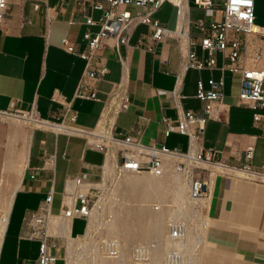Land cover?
<instances>
[{
  "label": "crops",
  "instance_id": "0c3cea01",
  "mask_svg": "<svg viewBox=\"0 0 264 264\" xmlns=\"http://www.w3.org/2000/svg\"><path fill=\"white\" fill-rule=\"evenodd\" d=\"M95 2L108 7L106 0L80 3L76 0H9L10 15L0 25V111L14 113L34 109L53 124L63 123L87 133L95 132L106 115L104 137L132 135L139 137L144 145L165 146L187 153L191 150L188 137L176 132L166 136L162 119L167 117L175 122L187 111H199L202 104L196 98L198 83L202 81L209 88L211 78L221 79L219 70L186 69L185 62L191 51L206 57L200 48L201 36L194 21H221L222 8L198 9L194 0H187L180 15L176 6L165 3L154 14V19L170 30L183 27L186 34H182L181 39L157 44L152 52L140 45L142 35L148 32L145 25L136 28L128 45L116 46L110 40V46L101 51L108 73L99 84V100L94 101L75 98L84 75L85 61L67 53L62 41L69 38L78 51L86 48L84 34L98 33L103 16V11L93 7ZM36 3L40 5L38 10L34 9ZM194 11L200 15L195 19ZM86 17H91L95 25L86 24ZM218 63L222 64L221 57H218ZM224 81L227 119L206 123L201 149H213L217 152L216 160L238 167L245 163L246 151L251 148L254 167L264 168V131L254 125L252 108L237 105L240 76L227 72ZM120 90L127 101L126 108L119 105ZM63 102H72L66 116ZM110 105L111 112L107 109ZM2 118L0 149L3 140L7 144L4 152L0 150V180L4 176L10 133L29 130L31 136L22 174L15 172L14 185L11 178L5 181L7 187L15 186V193L0 251V264H28L37 259L39 243L21 238L25 232L24 219L40 208L51 191L52 211L57 203L58 211L53 213L58 214L69 195V181L74 177L93 181L101 174L106 157L103 151L91 145L94 144L89 139L91 134L84 137L26 125L18 128L11 123L17 117L3 115ZM135 131H140V135ZM22 148L23 142L15 141V159L22 155ZM240 184H247L250 190L232 199L237 206V218L264 231V195L257 192L264 190V186L246 181ZM15 215L20 218L16 227ZM75 220L71 223L72 236ZM63 252L61 250L59 254L62 256Z\"/></svg>",
  "mask_w": 264,
  "mask_h": 264
},
{
  "label": "built area",
  "instance_id": "2783aa9c",
  "mask_svg": "<svg viewBox=\"0 0 264 264\" xmlns=\"http://www.w3.org/2000/svg\"><path fill=\"white\" fill-rule=\"evenodd\" d=\"M76 1L80 3L85 0ZM106 1L108 3L107 8L98 2L94 3L95 9L103 11L99 23L100 30L98 33L86 32L84 34L83 39L86 48L83 51H78L76 44L72 43L69 38L62 41V47L67 53L78 55L85 61L84 75L75 94L76 99L99 100L98 87L108 73L106 61L101 51L110 46V40H113L116 46L128 45L136 28L145 25L148 27V32L142 35L140 45L144 46L145 50L152 52L157 44L181 39L182 34H186L183 27L170 30L154 19V14L165 3L176 6L181 15L182 7L172 0ZM194 4L198 9L203 10L221 7L223 17L218 22L204 19L194 21V27L201 36L200 48L206 57H199L195 51L189 52L185 68H193L199 71L219 70L222 77L218 81L211 78L208 81L209 88L200 81L196 98L202 104V108L199 111H187L175 122L164 117L162 119L166 126L164 134L168 136L170 133L176 132L186 135L189 145L192 147L193 143L201 144L208 121H226L228 106L224 102L223 90L225 86L224 77L227 72L240 76L241 90L237 97V105L252 108L254 110V125L264 131V28L255 23V0H194ZM39 8L38 3L34 4L35 10ZM9 15V0H0V25L7 21ZM86 24L95 25V22L91 17H86ZM218 57H221L222 64L218 63ZM120 93L119 105L126 108L127 101L121 90ZM62 105L65 108L64 116H66L71 111L72 102H63ZM0 115L26 119L31 125L34 124L42 129L52 124L61 129H69L72 131L70 134L84 137L92 134L65 126L63 123L53 124L40 117L34 109L30 112L14 113L0 111ZM72 119L75 120V116ZM135 132L138 136L140 135V131ZM104 140L108 143L90 144L103 151L106 159L111 157L116 164L118 174H142L153 169H156L157 174H160L163 164L160 154L186 155L190 151L182 153L178 150L167 149L165 146L144 145L139 137L132 135L114 136L109 134ZM253 152L251 148L247 150L245 163L238 167L230 166L222 160H216L217 152L213 149L207 151L201 149L198 160L217 165L223 169H239L251 173L254 181L264 185V168L254 167ZM143 158L145 160H142ZM71 180H74L75 187L71 194L70 205L63 202L59 213L54 214L52 211L53 191H51L40 208L24 219L25 232L21 238L39 243L37 259L28 264H56L58 260L65 261L63 255L59 254L61 250L65 251V246L62 243L63 238L49 230L53 217L59 216L71 223L75 219H82L87 224L95 204L96 189L91 187L86 194L82 193L83 185L90 181H84L80 177H74ZM191 186V194L194 198L207 197L208 190L205 182L196 178L191 181ZM3 220L0 213V225ZM170 231L173 238L179 239L183 233V226L180 223H174L171 225ZM4 236L1 238L0 233V251Z\"/></svg>",
  "mask_w": 264,
  "mask_h": 264
},
{
  "label": "bare ground",
  "instance_id": "6f19581e",
  "mask_svg": "<svg viewBox=\"0 0 264 264\" xmlns=\"http://www.w3.org/2000/svg\"><path fill=\"white\" fill-rule=\"evenodd\" d=\"M172 1L183 8L184 2L185 5L187 4V0ZM111 105L107 108L110 112ZM1 118L2 115H0ZM106 121L105 115L100 127L89 135L92 143H108L104 140L107 137H104V124ZM11 123L18 128L26 124L31 125L26 119L20 118H15ZM32 126V128L37 127L34 124ZM45 129L62 131L69 134L72 133L69 129H61L59 126L52 124L45 126ZM30 136L31 131L29 130H23L22 132L14 130L9 136L4 176L0 180V213L4 219L0 225L1 238L6 231L12 199L15 193V188H13L15 186H12V188L7 187L5 181L7 180L8 182V179L11 178L10 181L13 182L12 178L16 176L15 172L18 175L22 174L26 166L27 153H25V150L27 151ZM18 140L23 142L22 155L20 158L15 159V151H17L15 149V141ZM200 149L201 144L193 143L191 150L186 155L160 154L159 156L163 162L162 172L160 174H157L158 171L156 169L142 174H118L115 162L111 157H107L101 171L102 182H87L83 185L82 193L86 194L91 187L100 188L105 191L110 182H113V180L116 181L115 188L107 194L106 198H101V204L100 202L97 204L103 207L111 205L109 208L117 204L118 209L114 210L112 214L113 220L107 224L105 223L107 232L105 236L107 238L104 241L107 248L105 247L106 249L104 250L106 252H115L118 256H107L103 254L104 252H101L102 250L97 248L99 244L96 246L95 235L99 227L97 221L99 210L97 205L91 211L85 233L82 236L75 237L71 235L70 221L59 216L53 217L49 230L64 239L66 246V264H72V262L74 263L75 260H78L76 257H80L78 255L80 250L89 253V260L92 264L106 263L109 261H112L113 264H166L168 261H172L173 263L170 262L171 264H186L188 260H191L190 264H264L263 231L255 225L246 224L240 218H237V206L232 201L233 198L241 197L243 193L249 192L250 187L247 184L240 183H243L245 179L253 180V175L239 169H223L217 165L200 161L198 160ZM114 153L116 154L115 150ZM182 163L187 166L206 168L215 172L210 179L209 189L211 195L207 199L194 198L191 195V183L180 172V165ZM14 182L12 185L15 184ZM74 187V180H70L68 185L69 195L66 200V204L68 205L71 204V194L74 192ZM254 190L256 189L254 188ZM257 192L264 195V190H257ZM155 198L164 203L170 198L172 203L162 205L156 211L152 209V201ZM118 199L119 204L117 203ZM120 201L122 203L129 201L131 205L124 207ZM197 204L209 210L208 215L205 216V220L208 223L206 225L207 231L203 234H198L200 228L196 221L199 215L195 209V205ZM183 218H187L189 222L183 226L181 237L176 239L171 234L167 236L165 228L167 222H179ZM152 235L160 239V241H163L162 238L164 237V244H151L152 242L149 240L152 238ZM133 240L143 242V244H138L139 246L136 248L138 249V253L135 256L139 259L137 262L131 259L129 255L127 256V253L124 254L127 251V242ZM202 243H205L206 246L204 247L203 253L197 255L196 248ZM142 251L145 252L144 255L140 254ZM145 257H148L147 261L142 260ZM77 264L82 263L78 260Z\"/></svg>",
  "mask_w": 264,
  "mask_h": 264
},
{
  "label": "rangeland",
  "instance_id": "374dc122",
  "mask_svg": "<svg viewBox=\"0 0 264 264\" xmlns=\"http://www.w3.org/2000/svg\"><path fill=\"white\" fill-rule=\"evenodd\" d=\"M191 2H193V0H191ZM198 16H200L196 11H194L193 12V18L195 19V18H197ZM255 23L257 24V25H259L260 27H262V28H264V0H255ZM1 121H4V119H0V122ZM26 126L27 127H29V128H32L33 126L32 125H29V124H26ZM2 144V147H1V151L2 152H4L5 151V149H6V147H5V145L7 144V141H5V140H3V142L1 143ZM142 160H145V158H143ZM180 172L183 174V177L187 180V181H189V183H191V181L193 180V179H200L201 181H203V182H205L206 183V185H207V190H208V192H207V197H204L205 199H207L211 194H210V179L212 178V175H214V171H212V170H209V169H206V168H201V167H191V166H187L186 164H184V163H182L181 165H180ZM101 175H102V173L96 178V179H94L93 180V182H102V177H101ZM190 179V180H189ZM91 181V180H90ZM245 181H250L252 184H255V185H257V186H261V187H263L264 185L263 184H261V183H258V182H256V181H254V180H248V179H245ZM115 185H116V181L115 180H113V182H110L109 183V185H108V187H107V189L104 191V190H102V189H100V188H95L96 189V191H95V193H96V198H95V204H94V207L95 206H97L98 204L97 203H99L100 202V200H101V202H102V199L101 198H106L107 197V194H109L110 192H111V190L113 189V188H115ZM192 195V194H191ZM203 198V199H204ZM160 201L161 200H159V199H157V198H155V199H153V201H152V209H155L156 211L159 209V208H161L162 207V205H165V204H171L172 202H171V199L170 198H168L167 200H166V202L164 203V202H162L161 201V203H160ZM101 202H100V204H101ZM119 202V199H118V201H117V203ZM121 202V205L122 206H124V207H128L129 205H131V202H129V201H124L123 203H122V201H120ZM98 205V216H97V221H98V224H99V227H98V231H97V233H96V235H95V237H96V246L98 245V249L99 250H102L101 252L103 253V254H105V255H107V256H111V257H117L118 255H116L115 254V252H111V251H107L106 252V250H104V249H106L107 247H106V245H105V241L104 240H106V238H107V236H105L106 234H107V232H106V229H105V223L107 224V223H109L110 221H112L113 219V211L114 210H117L118 209V207H117V204H114L113 206H112V208H109V206H111V205H108V206H106V207H103V206H101V205ZM119 204V203H118ZM154 206H155V208H154ZM93 207V208H94ZM101 207V208H100ZM108 208V209H107ZM195 209H196V211L199 213V215L197 216V218H196V221H197V224L199 225V230H198V234H203V233H205L206 231H207V227H206V225L208 224L207 222H206V220H205V216H207L208 215V213H209V210H207V208L206 207H202V206H200V205H195ZM53 211L56 213L57 211H58V207H57V203H56V205L54 206V209H53ZM105 211V212H104ZM201 215V216H200ZM187 218H183V219H181L182 221H180L179 220V222H177V221H175V222H167V224H166V226H165V228H166V235L168 236V234L170 235L171 234V231L169 230L170 229V227H171V225L172 224H174V223H180V224H182V226H185V223L187 224L188 222H189V220L187 219ZM184 221V222H183ZM19 223H20V218L19 217H17L16 215H15V227L17 226V225H19ZM103 223V224H102ZM85 225H86V222L84 221V220H82V219H77V220H75L74 221V225H73V233H74V236L76 237L77 236V234H80V233H84V228H85ZM169 231V232H168ZM200 231V232H199ZM263 231V230H262ZM82 233V234H83ZM263 233H264V231H263ZM81 234V235H82ZM101 235V236H100ZM155 235V234H154ZM154 235H152V238H150V242H152L151 244H154V245H158L159 243H160V245L161 244H164L163 243V241H165V239H164V237L162 238L163 239V241H160V239H158L157 237L159 236V235H157L156 234V236L157 237H153ZM99 237H101L100 239H99ZM105 238V239H104ZM159 238H160V236H159ZM207 238V237H206ZM206 238H205V241H206ZM153 239V240H152ZM155 239H157V240H155ZM99 241V242H98ZM101 241V242H100ZM159 241V242H158ZM62 243H63V245L65 246V241L63 240L62 241ZM101 244V245H100ZM140 244H143V242H140V241H138V240H133V241H130V242H127V244H126V252L124 253V254H126L127 253V256L129 255V257H131V259H134L136 262L139 260L138 259V257H136L137 255V253H138V249H136L138 246ZM159 245V246H160ZM204 245V246H203ZM206 245H205V243L203 244H201V245H198L197 246V248H196V253H198L197 255H200L201 253H203V250H204V247H205ZM104 247V248H103ZM106 247V248H105ZM130 247V248H129ZM198 250V251H197ZM136 252V253H135ZM144 251H142V253H140V254H145V252L143 253ZM148 253V252H147ZM88 254V255H87ZM65 255H66V246H65V251H64V253H63V257L64 258H66L65 257ZM78 255L80 256V257H76L82 264H92V263H90L91 261L89 260L90 259V257H89V253H87V252H84V251H82V250H80L79 252H78ZM136 255V256H135ZM134 257V258H133ZM86 258H87V261H86ZM78 260H75V262L73 263L72 262V264H77V261ZM142 260L143 261H147L148 260V257H145V258H142ZM66 261V260H65ZM65 261H63V260H58L57 262H56V264H66V262ZM171 263H173L172 261H170ZM169 261L167 262L168 264H171ZM189 262V263H188ZM166 263V264H167ZM191 263V260H188L187 261V263L186 264H190ZM100 264H113V262L112 261H109V262H106V263H100ZM175 264H177V263H175ZM183 264H185V263H183ZM201 264H206V263H201Z\"/></svg>",
  "mask_w": 264,
  "mask_h": 264
}]
</instances>
